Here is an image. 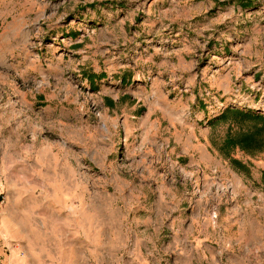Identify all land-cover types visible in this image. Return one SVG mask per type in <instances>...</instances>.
Here are the masks:
<instances>
[{
  "label": "rangeland",
  "instance_id": "rangeland-1",
  "mask_svg": "<svg viewBox=\"0 0 264 264\" xmlns=\"http://www.w3.org/2000/svg\"><path fill=\"white\" fill-rule=\"evenodd\" d=\"M239 1L0 0V264H264V150L208 125L264 115Z\"/></svg>",
  "mask_w": 264,
  "mask_h": 264
},
{
  "label": "trees",
  "instance_id": "trees-1",
  "mask_svg": "<svg viewBox=\"0 0 264 264\" xmlns=\"http://www.w3.org/2000/svg\"><path fill=\"white\" fill-rule=\"evenodd\" d=\"M243 8L251 5L250 1H239ZM88 78H91L88 76ZM94 78H91L93 83ZM233 123L236 125H249L250 130L246 133L228 135L223 141L220 149L225 158H229L231 164L242 171L246 167L240 161L231 158L230 153L234 149H239L245 153H254L264 150V115L255 112H243L239 109H227L218 117L210 119L208 125L215 126L222 123Z\"/></svg>",
  "mask_w": 264,
  "mask_h": 264
},
{
  "label": "crops",
  "instance_id": "crops-1",
  "mask_svg": "<svg viewBox=\"0 0 264 264\" xmlns=\"http://www.w3.org/2000/svg\"><path fill=\"white\" fill-rule=\"evenodd\" d=\"M255 18V17H254ZM255 27H248V28H245L244 27V29H243V32H244V37H243V45L244 46H248V44H249V42H250V38H251V34L249 35V32H251V33H254L253 31H248V32H246V29H248V30H252V29H254ZM248 33V34H247ZM249 35V37L247 38V36ZM246 36V37H245ZM248 47H245L244 49H247ZM221 66V65H220ZM221 70H224V71H226L227 70V66L226 65H224V66H221ZM220 76H221V74H220ZM227 84H228V81H227ZM202 108V107H201ZM199 109V108H198ZM202 111H203V116H205V118L208 116V113H207V111H206V108L204 107V110L202 109Z\"/></svg>",
  "mask_w": 264,
  "mask_h": 264
},
{
  "label": "built area",
  "instance_id": "built-area-1",
  "mask_svg": "<svg viewBox=\"0 0 264 264\" xmlns=\"http://www.w3.org/2000/svg\"><path fill=\"white\" fill-rule=\"evenodd\" d=\"M257 111H258V112H260V110H259V109H257ZM261 112H264V111H263V110H261ZM1 202H3V200H2Z\"/></svg>",
  "mask_w": 264,
  "mask_h": 264
}]
</instances>
